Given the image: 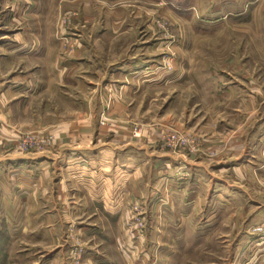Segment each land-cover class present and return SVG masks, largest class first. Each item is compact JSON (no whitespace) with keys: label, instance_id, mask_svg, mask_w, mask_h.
Returning <instances> with one entry per match:
<instances>
[{"label":"rangeland","instance_id":"1","mask_svg":"<svg viewBox=\"0 0 264 264\" xmlns=\"http://www.w3.org/2000/svg\"><path fill=\"white\" fill-rule=\"evenodd\" d=\"M160 2L113 35L100 3L84 24L82 2L44 0L58 57L0 52V264H264V38L212 9L180 26ZM54 63L77 82L6 92Z\"/></svg>","mask_w":264,"mask_h":264},{"label":"crops","instance_id":"2","mask_svg":"<svg viewBox=\"0 0 264 264\" xmlns=\"http://www.w3.org/2000/svg\"><path fill=\"white\" fill-rule=\"evenodd\" d=\"M69 3H62L63 6L68 5L69 7H74L82 2L83 7L81 11V17L78 18V21L81 20L84 24L89 21L93 23V19L87 17L86 8L89 6L92 8L94 2L100 3L101 6L107 7L111 10V15L106 16L103 19V25L106 26V32L112 33L113 35L120 34L123 32L124 27L128 25V10L134 9L135 11L141 12L143 8L146 10L155 9L153 6H157L158 0H68ZM160 3L166 4L164 7L165 12L169 13L171 16H175L172 11L176 12L177 16L175 19L180 26L190 25V21L194 20V11L196 15H200L197 18V21L201 19L200 25L207 19L206 11L212 9V14L215 21L223 23L227 20L228 17L235 15L236 18L243 19L244 21L250 20L251 30L259 36L264 38V0L261 2H255L254 0H159ZM44 0H10V3L7 1V4H10V15H13L14 18H19L21 22L17 25L16 30L11 34L10 39H0V52L1 55L5 58L6 61L11 63L14 58H56L58 57L57 45L59 40L55 39L56 34L63 32L62 24L60 22V17H58L57 7H53L52 14L46 17L44 11L45 7H42L41 4ZM53 5V4H52ZM61 5V4H60ZM61 5V6H62ZM146 5H149L148 7ZM53 6H57L53 5ZM164 6V5H163ZM50 9V8H49ZM70 9H66V12H69ZM12 10H16L13 12ZM172 10V11H171ZM222 11H225L222 13ZM26 12V13H25ZM74 17H72L73 19ZM62 19V18H61ZM196 20V19H195ZM239 20V19H238ZM147 25V23H145ZM198 24V23H197ZM255 34V35H256ZM82 35V34H80ZM79 35V36H80ZM261 37V38H262ZM185 40V37H182ZM54 63L52 66L48 67H38L37 70H32L31 74L37 72L40 74V78H35L33 75H30V72L23 71L21 76L18 77L14 82L11 81L6 85V92L9 90H23L27 88H32L35 90L39 89H54L57 87L56 83H60L61 79L66 81L74 80L75 70L63 71L56 67ZM122 67H124L122 65ZM7 68V65H6ZM151 68V67H150ZM150 68L138 69L137 75L135 73L129 72L124 68H118L116 75L118 77H132L136 79L137 76L149 73ZM148 69V70H147ZM147 70V71H146ZM44 74V75H43ZM28 76V77H27ZM148 85L154 82L156 76L149 75ZM72 79V80H71ZM153 79V80H152ZM137 80V79H136ZM133 80V81H136ZM145 83V82H143ZM145 85V86H148ZM236 82H233L230 89L236 90ZM245 101H249V98H244ZM251 101V100H250ZM264 137V134H263ZM71 152V151H70ZM69 162H72L70 157L67 159ZM44 161V160H42ZM67 162V163H69ZM41 164V163H39ZM44 164V163H43ZM59 196V195H58ZM53 202L55 203V197L53 195ZM102 198V197H101ZM58 201H60V196ZM101 201V199H100ZM99 201V202H100Z\"/></svg>","mask_w":264,"mask_h":264}]
</instances>
